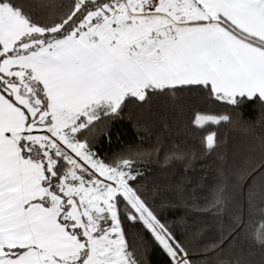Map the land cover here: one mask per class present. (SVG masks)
<instances>
[{"label":"snow or ice","instance_id":"1","mask_svg":"<svg viewBox=\"0 0 264 264\" xmlns=\"http://www.w3.org/2000/svg\"><path fill=\"white\" fill-rule=\"evenodd\" d=\"M185 89L264 99V0H0V264H149L156 246L163 264H212L226 239L194 252L138 184L160 146L111 159L93 148L126 107ZM229 120L196 112L192 125ZM202 143L201 159L217 133ZM204 187L191 199L218 217L223 188L196 197ZM137 226L151 239L130 243Z\"/></svg>","mask_w":264,"mask_h":264},{"label":"trees","instance_id":"2","mask_svg":"<svg viewBox=\"0 0 264 264\" xmlns=\"http://www.w3.org/2000/svg\"><path fill=\"white\" fill-rule=\"evenodd\" d=\"M196 112L226 114L230 120L197 128L192 125ZM101 128L93 148L102 157L132 155L138 147H161L156 158L141 163L138 184L157 193L154 199L161 218L177 235L187 231L194 252L226 239L212 264L217 259L264 264V244L253 239L264 240V99L242 95L228 106L199 90L185 89L176 99L163 96L146 106L126 107L120 117ZM211 131L217 133L219 147L201 159L203 137ZM173 152L187 155L166 161V154ZM201 183L205 187L197 189L196 197L206 196L213 184L222 186L225 211L218 217L196 206L203 200L191 199V190ZM236 217L243 220L242 230L234 227ZM128 231L130 243L151 239L147 233L140 235L138 226ZM148 260L163 264L162 250L150 247Z\"/></svg>","mask_w":264,"mask_h":264},{"label":"clouds","instance_id":"3","mask_svg":"<svg viewBox=\"0 0 264 264\" xmlns=\"http://www.w3.org/2000/svg\"><path fill=\"white\" fill-rule=\"evenodd\" d=\"M253 239H254L255 242L258 243V244H264V240L257 239V238H255V237H253Z\"/></svg>","mask_w":264,"mask_h":264},{"label":"rangeland","instance_id":"4","mask_svg":"<svg viewBox=\"0 0 264 264\" xmlns=\"http://www.w3.org/2000/svg\"><path fill=\"white\" fill-rule=\"evenodd\" d=\"M243 95H247V94H243ZM255 95H259V94H255ZM238 96H242V95H238ZM238 96H237V97H238Z\"/></svg>","mask_w":264,"mask_h":264}]
</instances>
